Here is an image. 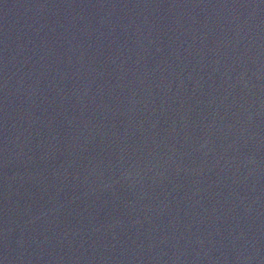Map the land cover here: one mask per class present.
Returning <instances> with one entry per match:
<instances>
[{
  "label": "water",
  "instance_id": "water-1",
  "mask_svg": "<svg viewBox=\"0 0 264 264\" xmlns=\"http://www.w3.org/2000/svg\"><path fill=\"white\" fill-rule=\"evenodd\" d=\"M0 264H264V0H0Z\"/></svg>",
  "mask_w": 264,
  "mask_h": 264
}]
</instances>
